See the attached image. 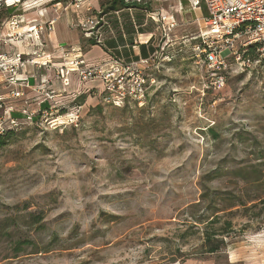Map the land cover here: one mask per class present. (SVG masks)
I'll list each match as a JSON object with an SVG mask.
<instances>
[{"label":"rangeland","instance_id":"1","mask_svg":"<svg viewBox=\"0 0 264 264\" xmlns=\"http://www.w3.org/2000/svg\"><path fill=\"white\" fill-rule=\"evenodd\" d=\"M148 2L169 21L131 15L132 52L153 33L142 105L115 106L75 74L66 87L64 58L39 70L40 92L11 98L0 85L16 133L0 149V264H264V61L232 55L213 68L205 4ZM212 219L227 231L215 254L204 246Z\"/></svg>","mask_w":264,"mask_h":264},{"label":"built area","instance_id":"2","mask_svg":"<svg viewBox=\"0 0 264 264\" xmlns=\"http://www.w3.org/2000/svg\"><path fill=\"white\" fill-rule=\"evenodd\" d=\"M66 1L77 10L88 13L79 27L87 38L94 37L99 45L102 44L104 39L101 31L109 24L104 15L94 12L92 0H0V85L6 83L12 86L11 98H22L29 89L38 92L44 89L48 80L44 73L39 74V70L49 71L51 64L55 66L51 56L45 53L44 35L53 30L56 22V18H50V12L58 14ZM190 1V6L200 11L205 4L206 16L202 19L207 30L201 34L205 63L220 70L227 67L226 60L232 55L237 61L242 60L243 65H249L251 60L243 58L242 53L252 48L261 56L264 55V0ZM125 2L142 5L149 3L148 0ZM146 16L159 24V27L161 24L165 28V23L169 21V14L159 10L148 11ZM152 37L153 33L142 44L148 43ZM73 52L78 54L64 55L63 66H70L57 75L59 79L63 77L66 87L70 84L72 74H75L82 83L98 81L102 85L101 93H105L106 99L115 106L132 102H139V105L145 103L146 82L138 71L139 64L149 63L148 57L126 62L114 56L107 61L95 63L85 59L81 50ZM28 66L39 72H30ZM31 77L39 82V90L30 82ZM5 98L0 94V113L4 111L8 114ZM27 118L31 116L27 115ZM8 120L10 125L19 126L11 117ZM4 123L0 115V134L14 128L6 127Z\"/></svg>","mask_w":264,"mask_h":264},{"label":"crops","instance_id":"3","mask_svg":"<svg viewBox=\"0 0 264 264\" xmlns=\"http://www.w3.org/2000/svg\"><path fill=\"white\" fill-rule=\"evenodd\" d=\"M91 3L95 9L94 12H99L101 9L100 6H98L99 0H92ZM49 16L50 18H56V22L54 24L53 30L45 33L44 35V49L46 54H49L51 58H53L52 60L56 59L58 60L57 62H62L61 60L64 58L65 54L69 53V55L72 56L74 54H78L73 52L78 50L83 52L85 59L95 63L107 61L114 56H123L124 60H138L140 58H144L141 54L140 45L132 46V52L127 41L120 43L115 36H113V38L107 37L108 39L105 41L104 46H100L98 44L93 45L89 39L85 38L86 36L83 35V32L79 27L80 22H82L84 17L88 16V13L83 12L82 10H77L74 5L67 1L64 2V8H61L58 14L50 12ZM66 28H69V33L66 32ZM34 69V67L30 68L31 71ZM29 80L32 84L35 83V80L32 77ZM53 85H50V87ZM29 92L30 90L27 91V93ZM31 94L34 97L35 93L32 92Z\"/></svg>","mask_w":264,"mask_h":264},{"label":"trees","instance_id":"4","mask_svg":"<svg viewBox=\"0 0 264 264\" xmlns=\"http://www.w3.org/2000/svg\"><path fill=\"white\" fill-rule=\"evenodd\" d=\"M102 7L104 8V11L102 15L105 17L108 16V24L109 26H106L103 28V43L100 44L101 46H104L105 41L108 39L107 37L113 38V36L116 37V39L121 43L124 41L130 40L131 44H133V37H134V23L132 22L131 15L135 14V18L138 19L139 22L141 20L145 19V15H147L148 11H151L148 5H142L138 3H130L127 4L125 0H108L106 3H102ZM117 11H119V14H117ZM147 17V16H146ZM141 25V24H140ZM142 28V29H141ZM141 30V31H140ZM146 29L142 26H139V32L145 33ZM117 35H116V34ZM108 35V36H106ZM91 41L93 45L98 44L97 40L92 38H87ZM152 39V38H151ZM151 41V40H150ZM143 43L140 45L141 54L144 58H147L149 56L148 51V44L150 43ZM252 51L254 53L255 48H252L249 53ZM249 53L246 55V58L250 59L251 61L260 60L264 61V55H260L255 53V55L250 56ZM86 95H82V97L79 98V102L82 100L85 101ZM15 130L14 129H8L4 134H0V149L8 145L15 136ZM218 215H216L214 218H217ZM217 219H212L208 221L206 225H208L205 228L204 235H205V241L204 246L206 248V252L209 254H215L218 252L223 251L226 248V242L223 237L227 233V231L218 232V231H211V226L217 221ZM202 223H206V221H202Z\"/></svg>","mask_w":264,"mask_h":264},{"label":"bare ground","instance_id":"5","mask_svg":"<svg viewBox=\"0 0 264 264\" xmlns=\"http://www.w3.org/2000/svg\"><path fill=\"white\" fill-rule=\"evenodd\" d=\"M175 37V36H174Z\"/></svg>","mask_w":264,"mask_h":264}]
</instances>
